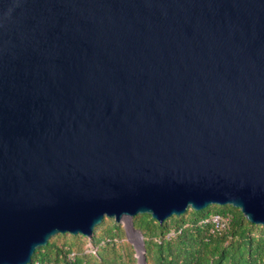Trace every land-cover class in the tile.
I'll return each mask as SVG.
<instances>
[{"label": "water", "instance_id": "water-1", "mask_svg": "<svg viewBox=\"0 0 264 264\" xmlns=\"http://www.w3.org/2000/svg\"><path fill=\"white\" fill-rule=\"evenodd\" d=\"M212 204L264 225V0H0V264Z\"/></svg>", "mask_w": 264, "mask_h": 264}, {"label": "trees", "instance_id": "trees-1", "mask_svg": "<svg viewBox=\"0 0 264 264\" xmlns=\"http://www.w3.org/2000/svg\"><path fill=\"white\" fill-rule=\"evenodd\" d=\"M213 205L202 210L188 208L161 223L147 213L135 215L133 222L143 233L147 264H264V225L249 222L232 205H220L224 206L221 209ZM215 213L232 216L229 229L212 233L210 224L200 223ZM54 236L61 241L52 236L34 251L28 264H137L122 224L104 226L103 220L94 228L89 241L96 253L86 251L87 238L81 234Z\"/></svg>", "mask_w": 264, "mask_h": 264}, {"label": "built area", "instance_id": "built-area-1", "mask_svg": "<svg viewBox=\"0 0 264 264\" xmlns=\"http://www.w3.org/2000/svg\"><path fill=\"white\" fill-rule=\"evenodd\" d=\"M232 216L229 214H212L209 217L203 219L200 223L203 224H210V231L212 233L215 232H221V231H226L229 229L230 224H231ZM87 251L96 253V247H94L92 244H89L87 246ZM70 257H74V253H70Z\"/></svg>", "mask_w": 264, "mask_h": 264}, {"label": "rangeland", "instance_id": "rangeland-1", "mask_svg": "<svg viewBox=\"0 0 264 264\" xmlns=\"http://www.w3.org/2000/svg\"><path fill=\"white\" fill-rule=\"evenodd\" d=\"M224 206H220V205H213V208H215V209H221V208H223ZM103 222V221H102ZM115 221H114V219H112V218H108V217H105L104 218V226H106V225H112L113 223H114ZM116 223V222H115ZM117 224H121V223H117ZM125 230V229H124ZM101 234V232L99 233V235ZM126 234V233H125ZM54 237V238H53ZM52 238H53V240H57V241H61V238H58V237H55V236H53ZM66 237H68V236H66ZM125 239L127 240V238L125 237ZM130 243V242H129ZM89 244H91V242L89 241V238H87V239H85V246H86V251H87V246L89 245ZM87 252H89V251H87ZM135 254H136V251H135ZM136 256V255H135Z\"/></svg>", "mask_w": 264, "mask_h": 264}]
</instances>
